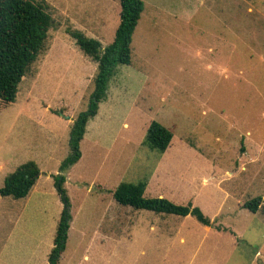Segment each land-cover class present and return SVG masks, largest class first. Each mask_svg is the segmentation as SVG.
I'll return each instance as SVG.
<instances>
[{
	"label": "rangeland",
	"instance_id": "1",
	"mask_svg": "<svg viewBox=\"0 0 264 264\" xmlns=\"http://www.w3.org/2000/svg\"><path fill=\"white\" fill-rule=\"evenodd\" d=\"M36 1L54 25L15 101L0 100V188L25 161L40 174L26 196L0 195V264L48 263L60 175L72 218L58 264H264V0H143L131 62L116 65L66 170L97 72L69 29L108 45L120 0ZM152 120L173 134L164 152L145 141ZM141 180L145 196L191 201L210 225L115 200Z\"/></svg>",
	"mask_w": 264,
	"mask_h": 264
},
{
	"label": "trees",
	"instance_id": "2",
	"mask_svg": "<svg viewBox=\"0 0 264 264\" xmlns=\"http://www.w3.org/2000/svg\"><path fill=\"white\" fill-rule=\"evenodd\" d=\"M47 8L48 5L43 1L0 0V100L5 103L15 101L23 76L29 72L44 48L49 30L54 25V19ZM143 9V0H120V21L112 42L104 47L100 40L86 35L82 30L69 29L78 47L97 63V72L88 107L76 116L71 126L69 139L71 154L62 162L61 170H66L80 158L79 145L85 134L87 122L97 114L99 103L105 99L108 83L116 65L131 62L132 35ZM172 136L168 128L152 120L147 128L145 141L151 148L164 152ZM39 174V166L34 160L21 163L4 179L0 195H10L14 198L26 196ZM64 181V176L56 177L64 208L47 264H58L66 249L72 216L68 197L62 187ZM146 186V180L137 183L123 181L113 191V196L118 203L136 209L181 216L191 214L200 223L210 225V218L191 201L187 204H177L164 196L147 197L144 195ZM262 201V196H256L244 202L243 206L257 212Z\"/></svg>",
	"mask_w": 264,
	"mask_h": 264
}]
</instances>
